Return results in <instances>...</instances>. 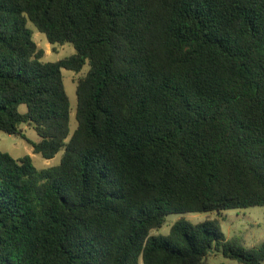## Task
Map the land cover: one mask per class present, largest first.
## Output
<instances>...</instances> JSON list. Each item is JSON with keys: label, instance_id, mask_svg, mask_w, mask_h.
Returning <instances> with one entry per match:
<instances>
[{"label": "trees", "instance_id": "obj_1", "mask_svg": "<svg viewBox=\"0 0 264 264\" xmlns=\"http://www.w3.org/2000/svg\"><path fill=\"white\" fill-rule=\"evenodd\" d=\"M28 24L75 53L42 61ZM0 131L64 149L0 151V264L264 262L215 220L150 234L264 206V0H0Z\"/></svg>", "mask_w": 264, "mask_h": 264}, {"label": "rangeland", "instance_id": "obj_2", "mask_svg": "<svg viewBox=\"0 0 264 264\" xmlns=\"http://www.w3.org/2000/svg\"><path fill=\"white\" fill-rule=\"evenodd\" d=\"M28 27L33 31L32 39L39 49H42L44 56L42 61L55 62L64 59L75 53L72 44L63 45L49 44L44 34L38 32L32 24ZM89 70V63L86 61L79 72L62 69V79L66 94L70 102L69 133L76 128V85L77 80L84 76ZM20 112L26 111L25 105H20ZM25 137L37 142L39 140L36 132L28 125L22 127ZM0 151L6 152L15 159L29 155L33 165L38 168H47L57 165L64 153L61 149L53 158L45 159L40 154L33 153L32 146L22 137L9 135L0 131ZM178 220H186L193 224L202 223L206 220H215L226 240L233 241L247 248H257L264 243V206L248 208L228 209L221 212L202 213H171L165 217V221L158 229L151 230V235H167L172 224ZM206 264H242L236 260L226 258L221 252H213L206 256ZM261 264H264L262 262Z\"/></svg>", "mask_w": 264, "mask_h": 264}]
</instances>
